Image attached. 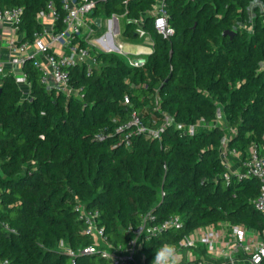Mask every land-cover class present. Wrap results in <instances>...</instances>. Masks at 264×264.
I'll use <instances>...</instances> for the list:
<instances>
[{
	"label": "trees",
	"instance_id": "16d2710c",
	"mask_svg": "<svg viewBox=\"0 0 264 264\" xmlns=\"http://www.w3.org/2000/svg\"><path fill=\"white\" fill-rule=\"evenodd\" d=\"M89 1L93 22L125 17V41H150L153 51L134 68L92 48L93 68L69 69L70 94L44 86L34 58L22 68L28 97L13 75L0 81V264H109L100 254H81L92 239L78 205L99 212L97 224L113 246L146 213L157 223L178 215L181 229L143 241L147 264L161 246L197 229L229 223L261 231L264 217L253 204L259 181L232 173L228 182L221 152L227 136V150L239 153L227 160L242 171L251 146L264 148V22L257 16L251 32L237 25L264 0H167L169 38L149 15L154 0ZM50 3L62 12V0H0V7L23 9L20 31L33 42ZM62 30L59 21L54 32ZM218 111L221 125L193 136L176 128L212 125ZM133 113L160 136L126 129Z\"/></svg>",
	"mask_w": 264,
	"mask_h": 264
},
{
	"label": "built area",
	"instance_id": "2783aa9c",
	"mask_svg": "<svg viewBox=\"0 0 264 264\" xmlns=\"http://www.w3.org/2000/svg\"><path fill=\"white\" fill-rule=\"evenodd\" d=\"M93 9L94 3L89 0H62V12L58 13L54 4L50 3L47 11L39 13L38 21L44 25L46 20H51L54 26L61 21L63 30L59 33L44 31L36 33L33 41L35 49L31 54L28 42H10L8 47L12 54L11 63L23 68L27 58H34V65L40 72L41 83L48 89L64 91L67 94L72 93L69 85V69L92 61L91 51L96 47L90 46L91 42L99 43L101 47L97 49L101 52L116 54L115 51H118L117 54L125 57L132 67L143 68L147 63L146 56L125 53L122 45L117 49L108 35L112 34L110 30L100 38H94L96 30L93 24L96 21L93 22L89 17ZM22 14V8L3 9L0 7V23H9L15 30L19 29ZM149 15L154 19L155 29L164 38H169L174 34V29L168 22L167 0H154V8ZM137 33L140 37L145 36L142 28H139ZM59 45H61L62 53L56 54L52 49ZM8 75H13L16 84L28 97L25 93V89L30 87L27 75L24 72L19 75L7 72L0 61V81ZM125 100L129 104L128 97ZM223 118L222 112L218 111L217 118L212 125L202 121L189 126L178 124L176 128L182 135L193 136L202 127L221 125ZM168 123L173 124V120L168 119ZM222 126L224 127V124ZM125 128L134 130L137 134L150 132L155 138L161 134V131L147 129L136 113H133L131 122ZM228 140V137L223 139L221 158L228 168L225 178L229 182V174L232 173L229 171L231 163L227 160V156L238 157L239 153L236 150H227ZM236 174L240 179L252 177L259 181V194L253 204L255 210L264 217V148L260 145L251 146L249 158L244 163L243 170L241 171L239 167V172ZM77 211L79 219L85 224V235L92 239V244L85 247L81 254H100L109 264H147L141 252L143 241L151 240L167 230H179L183 226L178 215L157 223L154 214L149 212L141 216L139 224L131 225L124 230V235L127 237L126 242L113 246L105 237L104 229L97 224L98 211L89 212L84 205H78ZM5 229L8 231L7 227ZM171 246L176 250L177 264H184V260L187 264H216L215 262L219 260L225 261L226 264H262L264 262V228L261 231H252L242 225L220 223L217 226L197 229L184 237L177 245ZM69 254L74 256L71 251Z\"/></svg>",
	"mask_w": 264,
	"mask_h": 264
},
{
	"label": "rangeland",
	"instance_id": "374dc122",
	"mask_svg": "<svg viewBox=\"0 0 264 264\" xmlns=\"http://www.w3.org/2000/svg\"><path fill=\"white\" fill-rule=\"evenodd\" d=\"M248 16H249V21L248 22H244L242 23L241 19L238 18L237 19V25H239L241 27V29L251 32L254 28V24L256 21V17L257 16H261V18L263 19L264 22V6L262 4H260L259 2H254L251 4V6L248 9ZM101 19V29L103 30L101 33H99V30L97 31V35L95 34V39L100 38L101 36H103L105 33H108L109 30L116 34V36L112 37V40L114 42L115 47L118 49V47L120 45H122L124 47V52H132L131 54L135 55V53L138 51V49H140V51H144V48H138V46L136 45H128V43L125 41V37H124V29L126 26V18L122 17V18H117V19H109L106 17L100 18ZM90 46L92 47H96L93 48L96 51H101L97 48H100L101 45L97 42H91L89 43ZM144 45V44H142ZM117 53H119L118 51H115ZM116 53V54H117ZM87 67L88 68H93L94 64L92 63V61L90 60L87 63ZM231 131L229 130V132H227V135H230ZM230 173H238L239 172V167L235 164H231L230 165ZM248 264V263H246Z\"/></svg>",
	"mask_w": 264,
	"mask_h": 264
},
{
	"label": "crops",
	"instance_id": "0c3cea01",
	"mask_svg": "<svg viewBox=\"0 0 264 264\" xmlns=\"http://www.w3.org/2000/svg\"><path fill=\"white\" fill-rule=\"evenodd\" d=\"M44 32H54V24L51 20H46L44 23ZM110 38H112V34H108ZM116 34L113 31V36ZM26 33L20 31L19 29H14L9 23H0V61L3 64L4 68L7 72H14L16 74H22L23 70L22 67H16L11 63V52L9 50V43L10 42H17V43H23L25 42ZM29 43V52L30 54L34 52L35 46L32 41H26ZM129 45V43H128ZM133 45V44H130ZM138 48H144V51H138L135 53L136 56H148L152 53V43L150 41H147L144 43V45H136ZM54 53L61 54V45L57 46L56 48L52 49ZM132 53V52H128ZM25 93H28V89H25ZM227 137V136H226ZM235 174V173H234ZM256 231V230H252ZM186 256V253H184ZM220 261V262H219ZM215 262L216 264H223L225 261L219 260ZM184 264H187V262L184 260ZM226 264V263H225ZM241 264V263H238ZM246 264V263H245Z\"/></svg>",
	"mask_w": 264,
	"mask_h": 264
},
{
	"label": "clouds",
	"instance_id": "9594fccd",
	"mask_svg": "<svg viewBox=\"0 0 264 264\" xmlns=\"http://www.w3.org/2000/svg\"><path fill=\"white\" fill-rule=\"evenodd\" d=\"M152 264H177V253L171 245H163L154 253Z\"/></svg>",
	"mask_w": 264,
	"mask_h": 264
},
{
	"label": "water",
	"instance_id": "95a60500",
	"mask_svg": "<svg viewBox=\"0 0 264 264\" xmlns=\"http://www.w3.org/2000/svg\"><path fill=\"white\" fill-rule=\"evenodd\" d=\"M113 19H117V17H113ZM100 23H101V19H98V20L96 21V25L99 27V26H100ZM226 34H228V35L231 36V37L235 35L234 32H226ZM0 93H1V90H0Z\"/></svg>",
	"mask_w": 264,
	"mask_h": 264
}]
</instances>
